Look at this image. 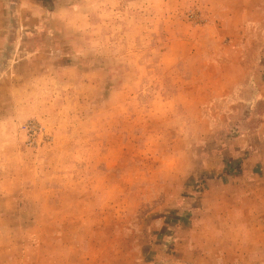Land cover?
I'll list each match as a JSON object with an SVG mask.
<instances>
[{
  "label": "rangeland",
  "instance_id": "1",
  "mask_svg": "<svg viewBox=\"0 0 264 264\" xmlns=\"http://www.w3.org/2000/svg\"><path fill=\"white\" fill-rule=\"evenodd\" d=\"M0 264H264V0H0Z\"/></svg>",
  "mask_w": 264,
  "mask_h": 264
}]
</instances>
